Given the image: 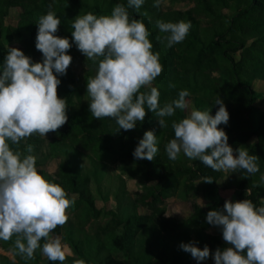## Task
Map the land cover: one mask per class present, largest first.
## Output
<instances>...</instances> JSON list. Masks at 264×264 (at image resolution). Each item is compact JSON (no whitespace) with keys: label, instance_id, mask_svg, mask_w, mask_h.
Listing matches in <instances>:
<instances>
[{"label":"trees","instance_id":"16d2710c","mask_svg":"<svg viewBox=\"0 0 264 264\" xmlns=\"http://www.w3.org/2000/svg\"><path fill=\"white\" fill-rule=\"evenodd\" d=\"M182 1V0H173ZM187 1V0H183ZM189 1V0H188ZM193 7L186 10L159 8L154 0H145L137 12L128 11L131 17L142 19L151 35L153 52L160 53L163 72L153 82L160 93L161 107L177 98L180 90H188L194 108L210 111L214 116L218 110L215 100H223L230 114L223 129L229 137V145L235 150L245 148L259 159V172L249 175L243 170L234 173V179L223 182L224 171L216 172L199 160L187 158L183 152L175 161L169 160L165 146L174 138L173 120L186 117V111L176 110L173 117L166 118L168 127L161 129L154 113L147 111L145 120L137 122L133 130H120L110 118L96 119L89 110L87 79L94 77L98 64L93 63L77 49L75 44L68 54L72 63L58 86V96L66 99L68 121L57 132L46 137L33 135L12 149L29 153L26 145L33 146L31 155L36 158V168L48 181L60 185L75 204L68 209L67 223L55 230L67 241L72 254H66L65 264L83 260L84 264H195L190 253L180 245L196 242L203 249L208 246L211 254L207 264H215L214 253L231 245L218 234L208 232L210 225L206 216L209 211L223 209L225 203L221 193L231 192L236 201L248 199L257 207L264 206V110L258 101L262 94L254 85L256 79L264 80V0H190ZM127 6V0H0V74L8 54L9 45L19 42L23 52L32 61L42 62V53L36 49L37 20L49 10L55 12L61 25L56 35L72 41V20L78 15L92 12L95 15H110L118 4ZM12 7L22 9V19L15 25L5 24L4 18ZM147 15H143V13ZM190 22L186 39L171 48L157 40L163 37L155 22ZM81 61V62H79ZM83 63V74L76 73L75 63ZM174 84L175 87H169ZM142 91L144 89H141ZM154 130L158 152L155 160H138L144 178L153 182L136 201L128 200L120 177L113 184L105 161L108 157L122 154L135 159L134 149L144 133ZM56 159L57 170L50 173L41 168V159ZM212 177L213 183H205ZM111 185L114 186L111 191ZM107 201L111 192L118 201L115 209L102 210L97 206L96 195ZM249 190V191H248ZM191 192H199L209 203L192 212L184 221L165 215V206H156L143 214L140 204L151 198H184ZM108 218L103 225L85 228L92 220ZM54 230V231H55ZM0 240V247L14 253V258L0 252V264H53L41 250L35 259L25 261L13 249L14 242ZM43 240L41 244H43ZM246 255V252L244 253ZM58 264V262H57Z\"/></svg>","mask_w":264,"mask_h":264},{"label":"clouds","instance_id":"9594fccd","mask_svg":"<svg viewBox=\"0 0 264 264\" xmlns=\"http://www.w3.org/2000/svg\"><path fill=\"white\" fill-rule=\"evenodd\" d=\"M144 3L127 0V6L116 4L110 15H78L72 20L71 42L56 35L61 21L50 4L36 22L35 46L42 53V62L34 63L19 48H8L0 74V240L7 242L15 237L12 247L25 261L34 260L38 249L53 264H65L67 259L65 245L52 233L67 223V210L75 204V198L69 199L60 185L38 172L36 158L30 154L32 145H26L28 155L14 151L11 145H19L33 135L46 137L67 123L68 106L66 99L58 96V76L67 74L73 60L68 54L73 43L87 60L98 64L95 76L87 79L89 110L96 119L114 120L117 132L135 129L137 122L145 120L147 111L154 113L164 129L168 127L166 118L173 117L177 109L189 108L186 98L190 92L186 89L163 107L160 105V93L153 86L163 72L160 53L153 52L151 33L143 20L131 17L128 11L134 8L139 12ZM161 3L154 0L153 6L159 8ZM155 27L165 34L157 40L171 48L186 39L191 24L158 19ZM215 105L219 107L214 116L211 110L193 108L186 117L171 122L174 138L165 146L168 159L175 161L183 152L216 172L243 170L256 174L259 158L243 147L234 150L229 145L227 133L218 127L227 125L229 111L219 96ZM157 152V136L149 130L139 140L133 156L153 161ZM260 180L264 183V176ZM213 181L207 177L204 182ZM206 220L221 229L223 240L231 245L217 248L215 264H264V206L257 207L248 199H229L223 209L209 211ZM180 247L197 261L212 255L208 246L201 249L196 242ZM73 264L84 261L75 260Z\"/></svg>","mask_w":264,"mask_h":264},{"label":"rangeland","instance_id":"374dc122","mask_svg":"<svg viewBox=\"0 0 264 264\" xmlns=\"http://www.w3.org/2000/svg\"><path fill=\"white\" fill-rule=\"evenodd\" d=\"M163 8L165 10L169 9H182L186 10L194 6V1H173V0H162ZM22 19V9L20 7H12L10 9L9 15L4 18L5 24L15 25ZM9 47L19 48L23 51V45L19 42H13L9 45ZM81 62V61H79ZM83 63H75L74 69L76 73L83 74L84 69L86 68ZM256 89L261 92L263 95L262 98L258 101L260 109L264 110V80L256 79L254 83ZM189 102V108L186 110V116L189 112L194 108V100L193 98H186ZM195 109V108H194ZM234 154H237L234 152ZM41 168H45L50 173H55L57 170L58 161L53 158L43 157L41 159ZM108 164L107 171L110 179L113 184H117L118 180L123 178L125 180L124 188L126 191V195L128 200L136 201L139 195L144 193V191L153 183L148 179L144 178L141 172V166L136 159H131L125 157L122 154H117L113 157H108L105 159ZM234 173L231 171H224L223 182L228 183L230 179H234ZM92 189L96 195L97 206L102 210L115 209L118 201L113 196V192L110 193L107 201L101 200L100 196L95 191V187L92 186ZM114 186L111 185V191H113ZM232 200L235 202V198L233 194L227 190L221 193V200L225 203L227 200ZM209 203L208 200H205L199 192H191L184 198L180 196H170L168 198H151L146 200L145 204L138 205L140 207V211L143 214L150 213L156 206H165L167 209V216L175 217L179 219V221H184L192 212L200 209L203 206H206ZM68 212V210H67ZM71 215L70 212H68ZM108 218H99L98 220H92L85 225V228H94L97 224L103 225ZM208 232L213 234H218L219 230L215 226H211L208 228ZM53 236H59L62 244L65 245L66 254H72V249L70 248L67 241L63 240L60 232L55 230L52 233ZM0 252L14 258V253L10 250L3 249L0 247ZM44 256V255H43ZM45 257V256H44ZM195 264H207L209 261H197L193 258Z\"/></svg>","mask_w":264,"mask_h":264}]
</instances>
